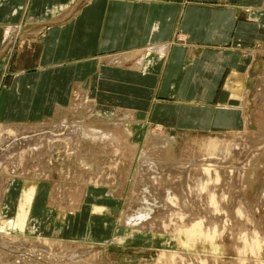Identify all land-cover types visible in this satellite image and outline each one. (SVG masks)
Returning <instances> with one entry per match:
<instances>
[{
  "label": "rangeland",
  "instance_id": "374dc122",
  "mask_svg": "<svg viewBox=\"0 0 264 264\" xmlns=\"http://www.w3.org/2000/svg\"><path fill=\"white\" fill-rule=\"evenodd\" d=\"M239 91L240 132L146 129L81 101L55 120L5 126L0 264H264V54ZM31 187L39 199L21 227ZM85 187L94 189L81 202ZM8 191L16 209L3 212ZM110 202L118 208L111 216ZM198 221L203 228L191 235Z\"/></svg>",
  "mask_w": 264,
  "mask_h": 264
},
{
  "label": "crops",
  "instance_id": "0c3cea01",
  "mask_svg": "<svg viewBox=\"0 0 264 264\" xmlns=\"http://www.w3.org/2000/svg\"><path fill=\"white\" fill-rule=\"evenodd\" d=\"M263 54L264 0H0V132L80 101L146 129L240 132L239 88Z\"/></svg>",
  "mask_w": 264,
  "mask_h": 264
},
{
  "label": "bare ground",
  "instance_id": "6f19581e",
  "mask_svg": "<svg viewBox=\"0 0 264 264\" xmlns=\"http://www.w3.org/2000/svg\"><path fill=\"white\" fill-rule=\"evenodd\" d=\"M143 66V65H142ZM240 92V91H239ZM242 93V92H241ZM242 96V95H241ZM67 126V125H66ZM81 127V126H80ZM62 128H64V127H62ZM71 128V127H70ZM71 130V129H70ZM77 132H75L74 130H72V131H70V134H69V136L68 137H74L75 136V134L76 133H78V132H80V131H82V128L81 129H79V128H77V129H75ZM62 132V130H60V133ZM64 132V131H63ZM68 132V131H67ZM84 132V131H83ZM57 133H59V132H57ZM54 134H56V133H54ZM67 134V133H66ZM58 135H60V134H58ZM62 135V134H61ZM53 136V135H52ZM64 136V135H63ZM84 136V135H83ZM86 136V135H85ZM88 136V135H87ZM55 137V136H54ZM59 137V136H58ZM62 136H60V139H62L61 138ZM82 137V136H81ZM80 137V138H81ZM90 137V136H89ZM64 138V137H63ZM79 138V139H80ZM56 139V138H55ZM27 140V139H26ZM25 140V141H26ZM50 140V139H49ZM166 140V139H165ZM29 141H30V139H29ZM118 141V140H117ZM27 142V141H26ZM32 144V143H31ZM54 144H56V143H54ZM34 146V145H33ZM50 146H52V145H50ZM13 149L15 148L14 146L12 147ZM11 148V149H12ZM12 149V150H13ZM30 149H32L33 151H34V149L33 148H30ZM38 150V149H37ZM233 150V149H232ZM232 153V152H231ZM235 153V152H234ZM12 159V158H11ZM24 160V159H23ZM1 162L2 161H0V165H1ZM246 164V163H245ZM246 166V165H245ZM214 167V166H213ZM112 169V168H111ZM141 169V168H140ZM247 169V168H246ZM147 170V169H146ZM211 170H213V169H210V170H208V171H211ZM17 171V170H16ZM145 171V170H144ZM214 171V170H213ZM176 173V172H175ZM182 173V172H181ZM211 173V172H210ZM209 173V174H210ZM148 174V173H147ZM150 174V173H149ZM184 174V173H183ZM211 175V174H210ZM146 177V176H145ZM208 177V176H207ZM185 178V177H184ZM12 179V178H11ZM214 179H216V178H214ZM146 180V179H145ZM152 181V180H151ZM188 181V180H187ZM209 181H211V180H209ZM220 182V181H219ZM234 182H236V181H234ZM157 183V182H156ZM210 183V182H209ZM206 184H207V182H206ZM221 184V183H220ZM238 184V183H237ZM209 185V184H208ZM206 186V185H205ZM212 186V185H211ZM181 187V186H180ZM207 187V186H206ZM210 187V186H209ZM159 188V187H158ZM202 188V187H201ZM152 189V188H151ZM179 189V188H178ZM203 189V188H202ZM206 189H208V188H206ZM153 190V189H152ZM205 190V189H204ZM163 191V190H162ZM188 191V190H187ZM152 192V191H151ZM142 193V192H141ZM162 193V192H161ZM36 194H37V189L36 188H34V187H31V189H30V191H29V193H26V195H27V201L25 202V205H22L23 207L21 208V213H20V216H19V221L22 223V225H21V227L24 225V224H26V222H27V219H26V217L30 214V211H31V207H32V205H33V201L35 200V196H36ZM153 194V193H152ZM187 194V193H186ZM170 196H172V195H170ZM154 200V199H153ZM157 202V201H156ZM191 202H192V200H191ZM195 204V203H194ZM240 204V203H239ZM190 205V204H189ZM248 206V205H247ZM195 207V206H194ZM200 208V207H199ZM247 209V208H246ZM245 209V210H246ZM164 210V209H163ZM102 211H103V209H102ZM101 211V212H102ZM222 211V210H221ZM240 211H242V210H240ZM100 212V211H99ZM150 212H152V211H150ZM181 212V211H180ZM248 213V212H247ZM178 214V213H177ZM217 214V213H216ZM219 214V213H218ZM148 216H146V215H144V216H141V217H139V218H133V221H134V223H136V224H134L133 226H138V225H140V224H143L144 223V221H146V220H148V219H151L152 217H151V215L152 214H150V213H148L147 214ZM154 215V214H153ZM179 215V214H178ZM209 215V214H208ZM213 215H214V213H213ZM180 216V215H179ZM182 216H184V215H182ZM241 216V215H240ZM189 217V216H188ZM196 217V216H195ZM213 217V216H212ZM165 218V217H164ZM204 219H206V218H204ZM183 220V219H182ZM181 220V221H182ZM185 220V219H184ZM187 220H189V219H187ZM196 220V219H195ZM156 222V221H155ZM183 222V221H182ZM207 222V221H206ZM220 222V221H219ZM249 222V221H248ZM195 223V222H194ZM194 223H193V225H194ZM202 223L203 222H200V221H198L197 223H195V226H193L195 229L194 230H192V232H189L191 235H192V233H194V234H196L195 232H201V227H202ZM130 224L132 225V221L130 222ZM169 224H171V223H169ZM4 226L5 227H10L11 226V223L10 222H8V223H4ZM163 226V225H162ZM132 227V226H131ZM192 227V228H193ZM203 228V227H202ZM215 228H217V227H215ZM207 229H209V228H207ZM204 230H206V229H204ZM217 230V229H216ZM214 232V231H213ZM202 233H203V231H202ZM211 233V232H210ZM190 234H188V235H190ZM219 234V233H218ZM187 235V236H188ZM198 235H199V233H198ZM216 235V234H215ZM253 235V234H252ZM200 236H202V235H200ZM259 236V235H258ZM191 237V236H190ZM195 237V236H194ZM197 237V236H196ZM217 237V236H216ZM201 238H203V236L201 237ZM194 240H195V238H194ZM217 240V239H216ZM181 242V241H180ZM179 242V243H180ZM211 242V241H210ZM182 243V242H181ZM180 243V244H181ZM183 244V243H182ZM213 244H215V241L213 242ZM185 245H189V244H185ZM190 246V245H189ZM193 246V245H192ZM188 247V246H187ZM214 248H215V246H214ZM213 248V250L215 251V249ZM217 249V248H216ZM218 250V252H220L219 251V249H217ZM216 250V251H217ZM40 252V251H39ZM43 255V254H42ZM18 258V257H17ZM174 259V258H173ZM40 260V259H39ZM42 261V260H41ZM175 261H176V259H175ZM27 262V261H26ZM37 262V261H36ZM29 263V262H28ZM45 263V262H44ZM184 263V262H183Z\"/></svg>",
  "mask_w": 264,
  "mask_h": 264
}]
</instances>
